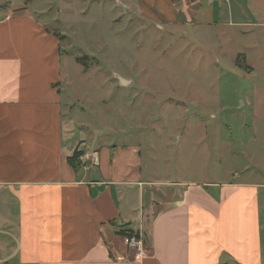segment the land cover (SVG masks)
Here are the masks:
<instances>
[{
	"label": "crops",
	"instance_id": "1",
	"mask_svg": "<svg viewBox=\"0 0 264 264\" xmlns=\"http://www.w3.org/2000/svg\"><path fill=\"white\" fill-rule=\"evenodd\" d=\"M40 20L25 5L0 14V264H264V178L161 179L139 143L87 146L64 110L60 39Z\"/></svg>",
	"mask_w": 264,
	"mask_h": 264
},
{
	"label": "rangeland",
	"instance_id": "2",
	"mask_svg": "<svg viewBox=\"0 0 264 264\" xmlns=\"http://www.w3.org/2000/svg\"><path fill=\"white\" fill-rule=\"evenodd\" d=\"M250 3L0 0V14L29 6L62 35L64 110L87 146L139 143L153 176L216 182L264 178V0Z\"/></svg>",
	"mask_w": 264,
	"mask_h": 264
},
{
	"label": "trees",
	"instance_id": "3",
	"mask_svg": "<svg viewBox=\"0 0 264 264\" xmlns=\"http://www.w3.org/2000/svg\"><path fill=\"white\" fill-rule=\"evenodd\" d=\"M56 35L59 37V39L62 38V35H60L59 33H56ZM83 155H84V151L83 150H79V148H77L75 150L74 154L68 158V161H69L70 165L74 169L78 170L84 165L82 160H81V157ZM118 233L122 234L123 236L129 235L131 233H136V235H138V236L140 235L138 231H135L134 229L129 228V227L122 228L121 230L118 231Z\"/></svg>",
	"mask_w": 264,
	"mask_h": 264
},
{
	"label": "built area",
	"instance_id": "4",
	"mask_svg": "<svg viewBox=\"0 0 264 264\" xmlns=\"http://www.w3.org/2000/svg\"><path fill=\"white\" fill-rule=\"evenodd\" d=\"M125 240L129 248L136 250L138 253H145V244L140 235L131 233L125 236Z\"/></svg>",
	"mask_w": 264,
	"mask_h": 264
}]
</instances>
